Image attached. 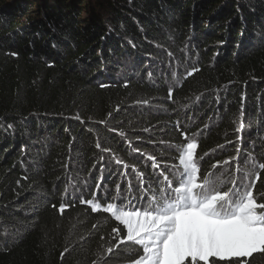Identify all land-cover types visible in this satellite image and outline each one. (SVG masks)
Here are the masks:
<instances>
[{
	"label": "trees",
	"instance_id": "obj_1",
	"mask_svg": "<svg viewBox=\"0 0 264 264\" xmlns=\"http://www.w3.org/2000/svg\"><path fill=\"white\" fill-rule=\"evenodd\" d=\"M194 135L264 206V0H0V264H140L98 182L170 178Z\"/></svg>",
	"mask_w": 264,
	"mask_h": 264
},
{
	"label": "rangeland",
	"instance_id": "obj_2",
	"mask_svg": "<svg viewBox=\"0 0 264 264\" xmlns=\"http://www.w3.org/2000/svg\"><path fill=\"white\" fill-rule=\"evenodd\" d=\"M195 139V135L188 138L179 170L171 168L170 178L163 179L156 166L144 161L150 170L147 178L138 169L121 166L114 174L120 176V185L108 189L103 181L98 182L95 200L116 190L112 201L106 196V207L126 227L128 238L143 244L140 264H179L186 257L206 261L210 256H248L264 245V206L255 201L251 177L240 167L251 162L242 157L243 163L235 168L236 156L202 176ZM143 180L152 183L142 186ZM131 190L140 199L138 205L127 200Z\"/></svg>",
	"mask_w": 264,
	"mask_h": 264
}]
</instances>
